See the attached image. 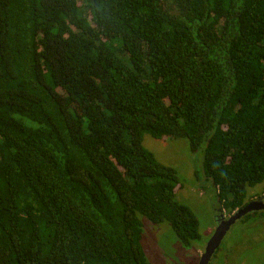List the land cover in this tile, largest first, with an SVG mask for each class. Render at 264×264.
<instances>
[{
	"label": "trees",
	"instance_id": "trees-1",
	"mask_svg": "<svg viewBox=\"0 0 264 264\" xmlns=\"http://www.w3.org/2000/svg\"><path fill=\"white\" fill-rule=\"evenodd\" d=\"M145 135L229 213L264 184V0H0V264H150L142 218L198 242Z\"/></svg>",
	"mask_w": 264,
	"mask_h": 264
},
{
	"label": "rangeland",
	"instance_id": "rangeland-1",
	"mask_svg": "<svg viewBox=\"0 0 264 264\" xmlns=\"http://www.w3.org/2000/svg\"><path fill=\"white\" fill-rule=\"evenodd\" d=\"M144 146L160 163L177 170L183 184L177 200L197 216L201 236L199 242L185 247L169 225L142 218L147 258L150 264H199V254L215 228V209L219 205L213 185L203 173V154L193 152L187 138L163 141L145 135ZM262 192L264 184L248 188L249 197ZM219 253L216 259L220 264H264V217L233 225Z\"/></svg>",
	"mask_w": 264,
	"mask_h": 264
},
{
	"label": "flooded vegetation",
	"instance_id": "flooded-vegetation-1",
	"mask_svg": "<svg viewBox=\"0 0 264 264\" xmlns=\"http://www.w3.org/2000/svg\"><path fill=\"white\" fill-rule=\"evenodd\" d=\"M261 185V184H260ZM258 202V203H263L264 204V192L262 193H259V195H254V196H250L249 197V194H248V197H247V200H246V204L242 207L244 208L245 206L249 205V204H252L254 202ZM242 208L240 209H237L236 211H234L233 213H229L228 211H226L225 209L222 208V206L219 204L218 206H216V209H215V218H216V221H215V228L212 232V235L211 237L209 238V240L207 241L206 245L203 246L204 250L202 252H200L199 254V258H198V261H199V264H200V261H201V257L202 255L205 253L206 251V247H207V244L210 242L211 238L213 237L215 231L217 230V227L219 225V223H222L224 221H228L230 219L231 216H233L236 212H238L239 210H241ZM249 215H252V217H250V219H248V221L251 220V218L253 217H256V216H263L264 217V210H260V211H251L249 213H247L245 216H243L241 219L237 220L233 225H235L237 222H241L243 220H245V218H247ZM232 225V226H233ZM231 226V228H232ZM231 228L229 229V231L227 232V234L224 236L223 240L221 241L219 247L215 250L214 254L212 255L211 259L209 260L208 264H220L219 260L216 259L217 256L220 254V250H221V247L224 243V240L225 238L229 235L230 231H231ZM199 242V241H198ZM231 246V245H230ZM228 257V256H227ZM226 257V258H227Z\"/></svg>",
	"mask_w": 264,
	"mask_h": 264
},
{
	"label": "water",
	"instance_id": "water-1",
	"mask_svg": "<svg viewBox=\"0 0 264 264\" xmlns=\"http://www.w3.org/2000/svg\"><path fill=\"white\" fill-rule=\"evenodd\" d=\"M259 202V201H258ZM257 201L245 206L238 212H236L233 216L230 217L228 221H224L219 223L217 230L215 231L213 237L211 238L210 242L207 244L206 251L201 257L200 264H208L209 260L211 259L212 255L214 254L215 250L219 247L221 241L223 240L224 236L227 234L231 226L247 213L251 211H260L264 210V204L258 203Z\"/></svg>",
	"mask_w": 264,
	"mask_h": 264
}]
</instances>
